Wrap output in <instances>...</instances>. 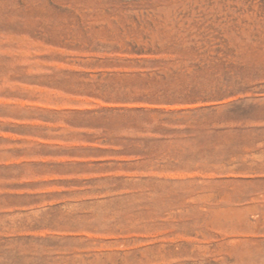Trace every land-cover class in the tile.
<instances>
[{"label": "rangeland", "instance_id": "374dc122", "mask_svg": "<svg viewBox=\"0 0 264 264\" xmlns=\"http://www.w3.org/2000/svg\"><path fill=\"white\" fill-rule=\"evenodd\" d=\"M0 264H264V0H0Z\"/></svg>", "mask_w": 264, "mask_h": 264}]
</instances>
